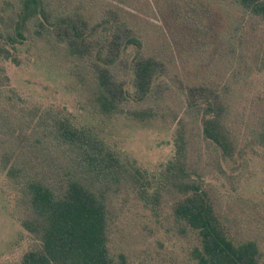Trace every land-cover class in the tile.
Listing matches in <instances>:
<instances>
[{"label": "trees", "instance_id": "obj_1", "mask_svg": "<svg viewBox=\"0 0 264 264\" xmlns=\"http://www.w3.org/2000/svg\"><path fill=\"white\" fill-rule=\"evenodd\" d=\"M128 1L91 8L85 0L5 1L0 61L19 64L28 40L49 43L70 58L103 117L171 118L175 134L173 156L153 186V174L92 125L56 109L21 106L12 88L2 100L0 94L2 192L32 238L4 264H127L112 245L115 203L127 188L144 206L169 210L190 236V264H264V249L234 229L191 157L199 141L218 167L264 149V96L253 90L264 70V0H213L212 15L206 1H187L184 11L181 0H167V31L127 10L126 3L134 7ZM169 36L187 56L180 66ZM172 76L178 110L166 96L164 78ZM8 84L0 64V92Z\"/></svg>", "mask_w": 264, "mask_h": 264}, {"label": "rangeland", "instance_id": "obj_2", "mask_svg": "<svg viewBox=\"0 0 264 264\" xmlns=\"http://www.w3.org/2000/svg\"><path fill=\"white\" fill-rule=\"evenodd\" d=\"M5 1L0 0V12L6 5ZM59 1L72 4L75 0ZM85 1L90 8L92 2L116 4V0ZM187 1L191 0H181L185 5L184 11L190 8ZM202 1H206L209 15L218 10L213 0ZM128 2L134 7L126 3L125 8L137 17L166 31L169 29L170 24L163 19V15H168L167 0ZM146 29H151V25H147ZM169 41L176 64L180 66L187 56L178 55L170 36ZM18 58L19 64L0 61L9 78L6 90L0 92L1 100L11 93L8 88H12L21 106L36 107L38 113L56 109L74 115L78 122L92 125L109 144L123 155L134 158L141 168L153 174V186L157 185L160 171L174 153L175 122L171 118L140 121L127 114L128 117L118 114L103 117L95 109L90 89L74 72L76 68L70 58L49 43L28 40L21 46ZM210 73L213 75V70ZM256 76L253 90L264 96V70ZM172 78H164L169 84L166 96L171 106L178 110L177 97L174 96L177 84ZM211 155L214 153L206 142L199 141L191 157L195 164L197 162L203 168V179L234 229L255 238L264 249V149L258 148L256 154L248 151L244 157L237 156L235 162H223L220 167L214 165ZM4 187H7L5 177L0 173V264L17 259L32 239L16 216L11 214L12 198L3 194ZM115 204L112 245L115 252H124L127 264H190V236L178 230L167 208L154 211L155 205L149 203L144 206L136 193L128 188Z\"/></svg>", "mask_w": 264, "mask_h": 264}]
</instances>
